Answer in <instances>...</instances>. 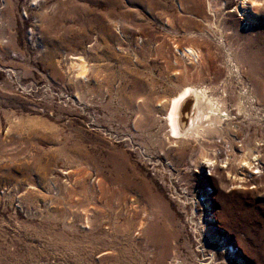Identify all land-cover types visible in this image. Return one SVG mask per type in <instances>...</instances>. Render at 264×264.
<instances>
[{
	"label": "rangeland",
	"instance_id": "1",
	"mask_svg": "<svg viewBox=\"0 0 264 264\" xmlns=\"http://www.w3.org/2000/svg\"><path fill=\"white\" fill-rule=\"evenodd\" d=\"M185 86L229 114L202 159L164 118ZM258 87L264 0H0V264H157L151 227L163 264L209 263L206 239L216 262L264 264Z\"/></svg>",
	"mask_w": 264,
	"mask_h": 264
},
{
	"label": "bare ground",
	"instance_id": "2",
	"mask_svg": "<svg viewBox=\"0 0 264 264\" xmlns=\"http://www.w3.org/2000/svg\"><path fill=\"white\" fill-rule=\"evenodd\" d=\"M253 4L255 5V2L251 1V6H254ZM207 5H208L207 8L208 12L213 14L214 16V13L217 12L215 8L219 4L212 5L208 1ZM192 10L195 9H192L190 7L188 12L191 14ZM186 21L198 27V24H196L192 19L186 18ZM202 22H204L203 25L204 27H208L209 29L214 31L212 28L214 23H212L211 20L204 19L202 20ZM230 24L231 25H229V27L225 30L226 32L230 31L228 35H231L232 33L231 31L233 29V23ZM204 27H202V29L197 32H199L200 34L207 32ZM179 53L184 57L187 56V57H191L195 61L198 60L197 49L192 46L185 47L184 49H182V51H179ZM79 60L80 63L75 65L77 68L76 69L77 73L75 77L84 79V73L86 72V68L84 66V62L81 59ZM258 88H256L258 90H254L253 93L256 96H258L257 99L261 101L262 99H264V95L262 93L259 94L261 88L260 87ZM228 116L229 114L223 108V101L207 96L203 88H196L194 86H185L180 90L179 93H177L175 96H173L170 99L164 118L168 125L169 137L172 138L173 140H179V141L186 139L195 141L198 145V151H199L197 154V159L199 158L202 159L206 155L204 147H209L210 145L218 146L216 139L220 137V132L218 131L216 125H220L223 121L226 120ZM182 151L183 149H181L180 153L177 156V159L179 161L184 157V153ZM210 151L212 153H215L216 150H210ZM187 158H188V164H187V169H188L190 163L194 165L195 162V160H193L194 156H192V151H190ZM243 159H244L243 157L239 159V165L241 167H245V165H247V162ZM227 161H225V163H227ZM114 171L116 172V175L117 174L121 175L123 173L122 165L115 166ZM128 181L129 180L126 177H124L122 182L123 184L128 186L130 182ZM147 233L149 234V236L147 237L149 244H152L154 246L157 244L161 246L160 248H158V250L160 249V251H157L156 254L157 256L156 263L163 264V259L165 257V254L169 250L168 239L171 238V234L164 233L162 231H156L154 230L153 227H151L149 231H147ZM213 246L218 248V252L216 253V255L212 254L210 256L211 261L206 264H226L225 262L222 263L216 262V260L219 259L220 254L227 256L228 254L227 251L223 249V246L220 245L219 243L218 245H214V242H212L210 239L205 240V244L202 245L201 251L199 252L206 251L209 254H211L213 250L212 248ZM196 255L197 254H195L194 256L196 257ZM176 263L182 264L178 260L174 261V264Z\"/></svg>",
	"mask_w": 264,
	"mask_h": 264
}]
</instances>
